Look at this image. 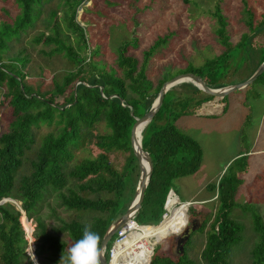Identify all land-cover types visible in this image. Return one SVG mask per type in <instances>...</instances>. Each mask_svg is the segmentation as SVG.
<instances>
[{"label": "trees", "instance_id": "1", "mask_svg": "<svg viewBox=\"0 0 264 264\" xmlns=\"http://www.w3.org/2000/svg\"><path fill=\"white\" fill-rule=\"evenodd\" d=\"M43 1L15 0L19 11L12 22L0 21V88L11 113L7 131L0 133V200L10 198L18 201L22 214L34 222L32 236L39 241L35 254L39 258L41 252L47 253L38 261L39 264H62V255L66 256L68 249L82 238L86 224L102 237L107 227L125 211L133 194V176L138 174L136 159L129 145L130 133L135 118L146 113L161 84L177 73L198 75L202 68L214 69L219 62L226 61L230 50L238 49L246 53L249 62L256 57L251 71L242 80L246 79L264 60V51L257 50L255 53L251 47V41L264 30V15L253 22L247 10L244 22L247 31L242 33L239 42L231 44L226 20L215 5L211 16L216 21L215 33L223 50L206 59L199 67H188L174 74L165 73L152 86L145 76V65L154 49L167 36L156 38L142 52L140 63L126 53L127 47L133 46L135 40L124 41L116 51L115 65L119 73L114 69L107 70L104 65L89 58L93 51L88 52L87 60L82 55V51L87 50L86 41L80 26L74 21V8L81 0H71L66 28L75 37L74 46L60 36L54 20L49 21L50 31L47 34L40 32L31 38L33 43L51 45L50 54L62 53L73 65L60 82H53L52 90L45 96L23 82L25 58L16 56L6 63L1 60L7 42L17 39L33 24ZM51 15L53 17L54 13ZM203 83L216 88L211 84L210 75ZM179 87L187 88L188 93L182 94L174 88L167 90L141 131L140 145L150 161V176L139 206L133 213V220L140 224L156 225L160 221L167 199L173 195L178 198L173 181L194 173L201 160V148L197 141L180 132L173 123L187 111L190 103L199 105L208 99V95L202 98L196 96L201 91L187 82L180 83ZM40 123L52 124L53 129L42 136L33 159L29 161V171L17 176L25 152L34 143L32 127ZM98 123H103L108 131L92 134L91 130ZM86 139L94 140L98 153L71 164L74 151L81 148ZM112 151L125 153L120 171L114 169L109 161L108 154ZM242 157L234 159L239 166V176L230 169V164L217 182L205 186L215 194L217 205L200 251L204 264H230L231 248L239 241L242 227L229 217V211L236 205L235 195L243 173V167L239 165ZM127 183L129 194L124 196ZM52 192L63 208L94 214L88 222L59 220L56 231L67 235L69 246L55 233L46 231L39 215L40 203ZM187 207L184 203L178 204L166 216L165 224L152 238V243L161 242L171 233L182 230ZM21 212L9 202L0 204L1 264H24L23 260L28 257L25 253L27 242L19 221ZM24 223L30 225L27 220ZM252 228L257 239L249 252L251 264H264V224L257 214H252ZM112 239L113 235L103 249L105 258ZM155 249L149 264H189L183 250L172 258L155 254ZM26 264L32 263L29 260Z\"/></svg>", "mask_w": 264, "mask_h": 264}, {"label": "rangeland", "instance_id": "2", "mask_svg": "<svg viewBox=\"0 0 264 264\" xmlns=\"http://www.w3.org/2000/svg\"><path fill=\"white\" fill-rule=\"evenodd\" d=\"M70 2L71 0H44L38 7V16L33 24L21 32L17 39L8 41L7 48L1 53L4 63L16 56L25 58L26 62L22 67L23 82L45 96L52 90L53 82H60L62 76L73 69V65L62 53L50 54L51 45L33 43L31 38L40 32L47 34L50 31L49 21L54 20L60 36L74 46L75 37L66 28L71 13ZM215 5L226 20L231 44L239 42L242 33L247 31L244 24L247 10L250 11L253 22L264 15V0H81L74 8V21L80 26L86 41L87 50L82 51V55L87 60L88 52L93 51L90 59L104 65L107 70L114 69L119 73L115 59L120 44L126 40H135L132 42L133 46L127 47L126 53L140 63L142 52L156 38L166 35V40L154 49L145 65V76L155 86L165 73L174 74L188 67H199L206 59L223 50L215 33L216 21L211 16ZM18 11L15 0H0V21L11 23ZM53 13L54 16L51 17ZM64 35L68 37L65 38ZM251 47L255 53L257 50L264 51V30L251 41ZM255 61L256 57H252L249 62L241 49L230 50L225 62H219L211 70L202 68L197 76L204 80L210 75L211 84L215 87L237 84L249 74ZM171 88L182 94L188 93V89L179 87V84ZM2 92L0 88V133L7 131L11 120L10 108ZM207 95L208 99L199 105L190 103L187 111L173 123L180 132L199 144V166L194 173L173 181L180 200L176 195L168 198L165 207L167 215H164L160 224L146 226L144 232L153 238L165 224L166 216L181 202L186 205L189 202L185 227L183 226L185 230L179 234L171 233L163 241H158L154 246V253L175 258L183 250L189 264H204L200 251L217 205L215 194L205 186L217 182L230 164V169L239 176V166L234 159L243 156L239 161L243 173L235 195L236 205L229 211V217L238 222L242 230L239 241L231 248L229 262L251 264L249 252L257 239L252 228V214L259 215L264 224V71L242 89L217 95L201 91L196 96L202 98ZM52 129V124L45 123L32 127L34 143L25 152L17 176L29 171V161L33 159L37 145L42 136ZM107 131L103 123H98L91 133L103 134ZM93 141L86 139L84 145L74 151L71 164L82 158L94 157L98 153ZM108 158L113 168L120 171L125 153L112 151ZM137 178L138 174L133 176L134 187ZM128 194L129 183L124 196ZM8 202L16 210L20 207L18 201ZM39 215L46 231L55 233L69 246L67 235L56 231L59 220L88 222L94 214L63 208L52 192L40 203ZM19 221L21 224V216ZM27 221L29 226L24 223V219L22 221L29 239L27 244L30 250L33 249L38 262L47 253L41 252L39 258L36 256L39 241L32 236L34 222L31 219ZM184 235L186 238L183 239ZM180 239L183 241L179 243ZM27 261L29 257L23 263L26 264Z\"/></svg>", "mask_w": 264, "mask_h": 264}, {"label": "water", "instance_id": "3", "mask_svg": "<svg viewBox=\"0 0 264 264\" xmlns=\"http://www.w3.org/2000/svg\"><path fill=\"white\" fill-rule=\"evenodd\" d=\"M263 70H264V60L262 62H260L259 65L255 68V70L243 81H241L237 84H232V85H227V86H222V87H216V88H212V87L205 85L203 83V80H201L197 75H194L191 72H182V73L175 74L161 84V86L159 87V89L157 91L156 96L151 101L150 106H149L148 110L146 111V113H144L139 118H135V122H134V125H133L131 133H130L129 145L131 148V152L136 159V163H137V167H138V178H137V182H136V185L134 187V190H133L132 198L130 199L125 211L123 212V214L121 216H119L113 223H111L107 227V229L105 230V232L103 233V235L101 237V242H102L101 246L103 247V249H104L106 243L109 241V239L114 234L115 230L123 222H125L130 217H132L133 213L137 210V208L139 206V203H140V200L142 198L144 189L146 187V184H147L149 176H150V161H149L146 153L143 152V150L141 149V145H140L141 131L146 126V124L150 121V119L152 118L154 112L156 111V109H157V107H158V105H159V103L163 97V94L167 90H169L171 87H173L177 84L183 83V82L190 83L191 85H193L198 90H200L206 94H209V95L224 94V93H227L230 91H234V90H238V89H242V88L246 87ZM137 127H140V129H139L140 138L139 139L136 136ZM8 201H13V200L10 198H3L2 200H0V204L3 202H8ZM187 203L189 205V202H187ZM17 210L19 212H21L20 207H18ZM164 211H166L165 205H164ZM164 215H165V212L161 215V219L157 224H159L163 220ZM21 217H23L24 220H27L26 217L22 214V212H21ZM184 227L181 231L185 230ZM21 228L24 232V238H25L26 242L28 243V238L26 236V231L23 227L22 221H21ZM181 231H179L175 234H179ZM184 238H186V235H184L183 239ZM183 239H180L179 243L182 242ZM179 251H181V247H179ZM26 254L28 255L29 260L32 264H38L37 259L33 253V249L30 250L28 247V244L26 245ZM33 256L35 257V260H34ZM101 264H107L104 255H103V257H101Z\"/></svg>", "mask_w": 264, "mask_h": 264}, {"label": "built area", "instance_id": "4", "mask_svg": "<svg viewBox=\"0 0 264 264\" xmlns=\"http://www.w3.org/2000/svg\"><path fill=\"white\" fill-rule=\"evenodd\" d=\"M146 225L131 217L123 222L115 230L107 249V264H149L156 243L145 234Z\"/></svg>", "mask_w": 264, "mask_h": 264}, {"label": "clouds", "instance_id": "5", "mask_svg": "<svg viewBox=\"0 0 264 264\" xmlns=\"http://www.w3.org/2000/svg\"><path fill=\"white\" fill-rule=\"evenodd\" d=\"M101 244L100 235L92 230L91 225L86 224L82 238L68 249L66 256L62 255L60 261L62 264H101L104 254Z\"/></svg>", "mask_w": 264, "mask_h": 264}, {"label": "bare ground", "instance_id": "6", "mask_svg": "<svg viewBox=\"0 0 264 264\" xmlns=\"http://www.w3.org/2000/svg\"><path fill=\"white\" fill-rule=\"evenodd\" d=\"M139 129H140V127H137V130H136V136H137V138L139 139L140 138V132H139ZM184 203V202H183ZM20 204V203H19ZM180 204H182V202L180 203ZM21 220L23 221V218L21 217ZM162 222V221H161ZM160 222V223H161ZM159 223V224H160ZM22 224H23V222H22ZM158 225V224H157ZM146 226H149V225H146ZM155 226V225H154ZM23 227H24V229H25V226L23 225ZM25 231H26V229H25ZM177 232H179V231H176V232H173L174 234L175 233H177ZM26 236H27V231H26ZM28 238V237H27ZM28 241H29V239H28Z\"/></svg>", "mask_w": 264, "mask_h": 264}]
</instances>
